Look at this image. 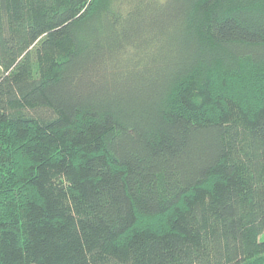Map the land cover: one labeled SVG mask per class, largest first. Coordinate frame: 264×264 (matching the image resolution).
Segmentation results:
<instances>
[{"label":"trees","instance_id":"1","mask_svg":"<svg viewBox=\"0 0 264 264\" xmlns=\"http://www.w3.org/2000/svg\"><path fill=\"white\" fill-rule=\"evenodd\" d=\"M0 264H264V0H0Z\"/></svg>","mask_w":264,"mask_h":264}]
</instances>
